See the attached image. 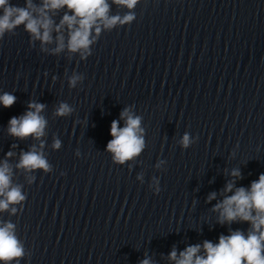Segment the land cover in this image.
Returning <instances> with one entry per match:
<instances>
[{
	"label": "clouds",
	"instance_id": "obj_1",
	"mask_svg": "<svg viewBox=\"0 0 264 264\" xmlns=\"http://www.w3.org/2000/svg\"><path fill=\"white\" fill-rule=\"evenodd\" d=\"M112 3L129 9V12L120 15H109L110 5L108 0H42L41 4L33 0H25V6L14 5L10 0H0V40L6 33L15 34V30L23 26L29 34L30 41H39L41 52L49 55H59L65 49L69 53H79L81 60H86L92 55L91 46L97 42L102 29L111 30L117 25H130L135 19L134 10L140 0H112ZM67 8L59 23L56 24L50 12ZM71 13V15L69 14ZM65 31L67 41H65ZM53 32L56 33L55 38ZM55 43V47L48 45ZM47 75V73H45ZM57 77L53 76V80ZM85 79L81 73L74 72L68 77L69 88H76L78 83ZM16 96L9 92L0 94V105L10 108L16 102ZM46 105L36 101L28 103V110L21 116H13L8 122L9 135L20 140L32 137L40 141V149L44 147L43 137L48 121L41 114ZM74 108L67 102L61 101L55 108L54 115L68 117ZM124 126H119L118 120L111 122L110 135L106 150L112 154L113 162L123 165L134 160L145 149L144 129L141 127L142 117L135 115L132 106L125 107L120 113ZM198 137L193 138L185 132L179 143L183 149L192 146ZM61 147V141L53 138L52 148ZM8 157L12 152L6 154ZM76 155L80 153L77 150ZM165 161L156 164L159 169ZM16 168L27 173L43 170L44 173L52 171V166L42 151L33 145L29 151L21 152ZM233 178H242L239 169L230 173ZM137 179L142 180V175ZM35 180L33 176L29 183ZM154 194H159V179L153 178ZM223 199L217 202L212 211L218 213L217 222L221 225L233 222H247L250 227L245 233L242 230H233L228 235L221 234L218 243L205 240L202 245H190L177 253L176 249L169 254V259L174 264H264V174L251 183L250 188L235 187V179L228 182L223 189ZM231 193L230 195H227ZM217 193L208 195L207 201L215 200ZM26 200L22 192V185H13L12 168L7 160L0 164V212L8 210L11 205L21 204ZM12 214L17 212L11 208ZM15 224L0 221V264H19L25 256L24 245L17 237ZM202 253V254H201ZM140 264H152L145 258Z\"/></svg>",
	"mask_w": 264,
	"mask_h": 264
}]
</instances>
